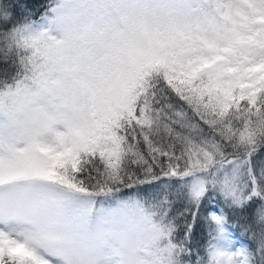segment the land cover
Here are the masks:
<instances>
[{
    "label": "snow or ice",
    "instance_id": "1",
    "mask_svg": "<svg viewBox=\"0 0 264 264\" xmlns=\"http://www.w3.org/2000/svg\"><path fill=\"white\" fill-rule=\"evenodd\" d=\"M0 264H264V0H0Z\"/></svg>",
    "mask_w": 264,
    "mask_h": 264
},
{
    "label": "trees",
    "instance_id": "2",
    "mask_svg": "<svg viewBox=\"0 0 264 264\" xmlns=\"http://www.w3.org/2000/svg\"><path fill=\"white\" fill-rule=\"evenodd\" d=\"M31 2H32L33 4H39V3L42 2V0H31Z\"/></svg>",
    "mask_w": 264,
    "mask_h": 264
}]
</instances>
